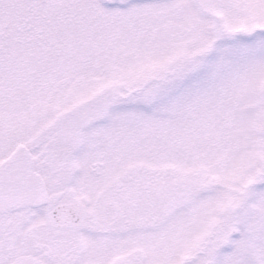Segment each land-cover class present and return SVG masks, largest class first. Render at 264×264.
Instances as JSON below:
<instances>
[{
	"label": "snow or ice",
	"instance_id": "snow-or-ice-1",
	"mask_svg": "<svg viewBox=\"0 0 264 264\" xmlns=\"http://www.w3.org/2000/svg\"><path fill=\"white\" fill-rule=\"evenodd\" d=\"M0 264H264V0H0Z\"/></svg>",
	"mask_w": 264,
	"mask_h": 264
}]
</instances>
